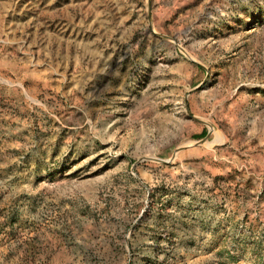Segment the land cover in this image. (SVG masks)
Masks as SVG:
<instances>
[{
    "label": "rangeland",
    "instance_id": "obj_1",
    "mask_svg": "<svg viewBox=\"0 0 264 264\" xmlns=\"http://www.w3.org/2000/svg\"><path fill=\"white\" fill-rule=\"evenodd\" d=\"M0 264H264V0H0Z\"/></svg>",
    "mask_w": 264,
    "mask_h": 264
},
{
    "label": "water",
    "instance_id": "obj_2",
    "mask_svg": "<svg viewBox=\"0 0 264 264\" xmlns=\"http://www.w3.org/2000/svg\"><path fill=\"white\" fill-rule=\"evenodd\" d=\"M180 148H181V147H177V148L175 149V151L173 152V155H175V153H176L177 151H179ZM173 155H172V156H173ZM158 160H159V161H162V160H160V159H158ZM162 162H163V161H162ZM164 162H166V161H164Z\"/></svg>",
    "mask_w": 264,
    "mask_h": 264
},
{
    "label": "trees",
    "instance_id": "obj_3",
    "mask_svg": "<svg viewBox=\"0 0 264 264\" xmlns=\"http://www.w3.org/2000/svg\"><path fill=\"white\" fill-rule=\"evenodd\" d=\"M201 133H202V131H201ZM203 134H204V132H203Z\"/></svg>",
    "mask_w": 264,
    "mask_h": 264
}]
</instances>
